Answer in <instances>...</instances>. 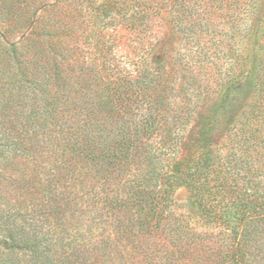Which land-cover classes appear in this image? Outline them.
<instances>
[{"label":"trees","instance_id":"1","mask_svg":"<svg viewBox=\"0 0 264 264\" xmlns=\"http://www.w3.org/2000/svg\"><path fill=\"white\" fill-rule=\"evenodd\" d=\"M38 1L33 54L0 65V264H264V3L105 0L68 20V0ZM115 16L134 58L106 38ZM80 203L117 230L78 260L47 228Z\"/></svg>","mask_w":264,"mask_h":264},{"label":"rangeland","instance_id":"2","mask_svg":"<svg viewBox=\"0 0 264 264\" xmlns=\"http://www.w3.org/2000/svg\"><path fill=\"white\" fill-rule=\"evenodd\" d=\"M25 1L28 3L26 7L24 5V19L25 17L31 15L35 10H37L34 13L33 22L30 25H27L25 22L21 21L22 16H20L19 18H13L14 15H12V13H8V11H11V9L9 10L8 7H5L4 4L0 2V65L7 63V60L3 59V53L8 52L12 48H15L17 50L18 55H21L22 59L30 58L34 52L32 48L34 49L35 41L33 42L32 40L36 39L37 41V35L32 34V29L34 28L33 23L37 19V17H40L41 15L44 16L45 19H47V16L45 15L47 14V12L38 9L37 7V5L39 4L38 0ZM71 1L72 0L64 2L62 1L60 5L55 9L56 12L61 13L63 16H66L68 20H70L72 16L74 6L80 7L82 4L83 7H86L88 4H90V2H93L92 6H97L105 0H76L75 3H72ZM146 1H149L152 4H161L163 1H168L170 5L173 2V0ZM228 1L231 2L235 0ZM56 2L57 0L47 1V3L49 4H53ZM253 2L258 3L260 9L264 3V0H256ZM260 12H262V8ZM258 14L259 12H256L251 14L250 16L254 15L255 17ZM75 17L77 16L75 15ZM241 17L244 18V15ZM74 20H76L77 22L79 21L78 19ZM112 21L114 22L112 25L110 24V21H107L106 28H104L107 40H109L111 43L115 41V46L119 45L118 49L121 51L119 53H124L123 55H129L132 58L136 57L137 51L135 47L137 44V40L135 34H133L131 30L126 28V26H123L118 17H113ZM152 21L153 25H151L149 33L150 37H152L151 39L158 40L159 38H170L172 29L169 23V18L166 14L164 15V17L154 18ZM22 23L24 24L21 25ZM145 45H147L145 49L147 50V47L150 46V42L148 43V41H145ZM196 130V123H192V126L189 128V131L187 133L188 138L193 136ZM9 194V199H11L12 203H14V205H16L17 207L24 202H27L28 204L32 202L30 201L31 197L24 198V196L18 195L15 189L14 193L8 192V195ZM185 197V192L178 193L179 199L182 200ZM59 219H61V217ZM63 222V225H60L58 223V225H54L53 227L52 225L48 226L47 230H52V232L56 233L58 237L65 239L66 248L60 246L59 254L67 251L71 258H77L78 260H81L84 257L87 258L90 255L87 253V251L89 250L88 248L90 247L91 243L100 245L103 243L104 238L108 236L114 237L117 230V226H115V223L111 218H108V216L92 207L83 205V203H80V205L77 207L74 205L70 209H67L66 213L63 215ZM158 241L160 242L159 238ZM146 243L148 245L152 244L149 241H146L145 245ZM161 243H165V240L163 238H161ZM81 247L83 248L82 250H85V253L79 251ZM90 258L92 257H89V259ZM98 258L99 257L93 256V260H97ZM100 259L101 261H103L105 258ZM112 261H116V264H140L130 258L123 259L120 257L118 259V255L114 256ZM142 264H147V259Z\"/></svg>","mask_w":264,"mask_h":264}]
</instances>
